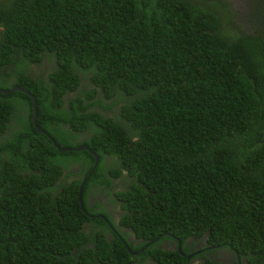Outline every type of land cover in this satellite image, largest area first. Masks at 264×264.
Wrapping results in <instances>:
<instances>
[{
    "label": "trees",
    "instance_id": "trees-1",
    "mask_svg": "<svg viewBox=\"0 0 264 264\" xmlns=\"http://www.w3.org/2000/svg\"><path fill=\"white\" fill-rule=\"evenodd\" d=\"M250 6L255 32L229 0H0V88L32 92L46 131L26 92H0V264H134L152 240L147 264H189L160 242L193 233L264 264V8ZM99 93L123 101V124L93 108ZM93 184L142 243L107 237Z\"/></svg>",
    "mask_w": 264,
    "mask_h": 264
},
{
    "label": "flooded vegetation",
    "instance_id": "flooded-vegetation-1",
    "mask_svg": "<svg viewBox=\"0 0 264 264\" xmlns=\"http://www.w3.org/2000/svg\"><path fill=\"white\" fill-rule=\"evenodd\" d=\"M229 1L231 2V4L234 5L235 8H237L238 4H241L240 6L242 8V12L244 13V16L242 17L247 19L246 25L242 24L241 26L244 28H247L250 31L255 32L258 29V24L255 21V17H253V12H251L250 3L252 2V0H242V2H240L239 0H229ZM42 74H46L45 70L42 71ZM65 98H66V95H65ZM64 105L68 106L66 101ZM64 125L65 124H63V126ZM7 135L10 136V133H8ZM105 173H107V171ZM124 174L125 173L122 172L121 175L116 177L115 180L112 181L113 184H111V186L108 187L109 190L107 191H112L114 189L113 187L114 184L117 182L126 183V181L122 179V176ZM105 189H106V186H100L99 184H93L92 188L88 189L87 204L92 206V212H91L92 216L100 217L103 215L104 217H107L112 222L113 227H111L110 225L108 226L110 231L105 229V233L109 239H112L114 235H117L118 237H120V239L121 238L124 239L122 235H124V231L128 228L118 223L120 216L117 219H115L112 216V214L109 212L112 209L110 208V202L108 201V199L103 193ZM98 191H101L103 194L99 195ZM102 204L104 205V207H101ZM206 238L207 237L205 235L198 236L195 233H193L189 235L188 237H186L183 242L181 241V239H179L175 235L165 236V237H162V241L160 242V245L163 248L173 250L177 248L179 241H181L179 251H181V246H183L186 249L182 252V254L186 256L189 264H198L200 262L205 263L209 259L220 260L224 262V264L225 263L226 264H251L246 254H242L240 252L229 249L227 247H219V246L213 247L212 244H208V241ZM137 240H139V242L136 243L135 245H139L140 243L143 242L142 238L141 239L138 238ZM128 241L132 242L129 238H128ZM148 242H146L142 246V248H140V250L136 252L137 254L139 253L141 254L137 257V259L134 260V264H147L148 262L151 261L152 257L150 256V254H148V252H145L146 247H148L149 245V244L146 245ZM217 253H221L222 258L214 257V255ZM189 254L190 256H188Z\"/></svg>",
    "mask_w": 264,
    "mask_h": 264
},
{
    "label": "rangeland",
    "instance_id": "rangeland-1",
    "mask_svg": "<svg viewBox=\"0 0 264 264\" xmlns=\"http://www.w3.org/2000/svg\"><path fill=\"white\" fill-rule=\"evenodd\" d=\"M239 1L242 2V0H239ZM261 3L263 4V8H264V0H261ZM238 5H241V4H238ZM245 21H247V19H245ZM242 24L246 25V22L245 23L243 22ZM52 64L54 66V62L52 63L51 61L47 62L46 60H43V62H41L39 64V66H37L35 68L33 67L34 73H32V74L33 75L41 74L43 70H45V73H48L47 71L51 68ZM47 67H48V70H47ZM0 84L1 85H9L8 82H0ZM98 96L102 98V101L105 104V106L101 105L99 107L98 106L99 104L97 103V104H95L93 106V108H98V110L100 112L104 113L105 115H110V116H112L114 118L116 117V120H118L119 122H121L123 124L124 119L120 116L119 111H118L119 110V106L123 103V101L122 100H120V101L117 100L115 102V104H113V106L111 107L110 103L113 101V99H106V98H104V96L101 93H99ZM10 132H11V130L8 128L6 133H10ZM89 134H90L89 130L80 131V132H78L76 134V137H75L76 141H71V142L78 144L80 140H83V139L87 138L89 136ZM106 158H108V157H106ZM76 168H77L76 166H73L72 170H75ZM123 173H124V171H123ZM72 177L73 176H69V179H71ZM103 193L106 196V198L108 199V201L110 202V208L112 210L109 211V212L112 214V216L115 219H117L123 213V210H122V208L120 206V203L117 201V199L111 193L110 194L105 193V192H103ZM103 193L101 191H98L99 195H102ZM101 206L104 207L103 204ZM124 234L132 241V243L136 244V243L139 242V240H137L136 236L134 235L133 231L130 230L129 228L124 231ZM214 257L222 258L221 253L215 254Z\"/></svg>",
    "mask_w": 264,
    "mask_h": 264
},
{
    "label": "water",
    "instance_id": "water-1",
    "mask_svg": "<svg viewBox=\"0 0 264 264\" xmlns=\"http://www.w3.org/2000/svg\"><path fill=\"white\" fill-rule=\"evenodd\" d=\"M13 90H21V91H24V92H26V93L31 97V99H32V108H33V113H32V114H33V115H32L33 124L36 126V128H37L39 131H45L44 129H42V128L40 127V125H39V124L37 123V121H36L37 102H36V97H35V95H34L32 92H30L29 90H27L26 88H24L23 86L18 85V84L12 86L11 88H0V92H11V91H13ZM45 132H46V131H45ZM54 143H55L56 145H58L56 142H54ZM74 148H75V149H82V148H85V149H88L90 152H92V153L95 155V162H94V165H93L92 169H91L90 172H89V173H91L92 170H93V168L96 166V164H97V162H98V160H99V155H98V153H96V152H95V151H94V150L88 145V143H86V142L81 143L80 145H78V146H76V147H74ZM67 149H71V148H69V147H59V150H67ZM89 173H88V174H89ZM86 179H87V178L85 177V178L82 180V182H81V184H80V188H79V195H78V200H79V202H80L81 208L84 209V210H85V207H84L83 200H82V197H81V192H82V189H83V186H84V182H85ZM85 211H86V210H85ZM102 217L105 219V221H106L107 223H109L107 217H104L103 215H102ZM109 225H110L111 227H113L112 224L109 223ZM152 241H154V240H152ZM152 241H149L146 245L150 244V242H152ZM178 249L180 250V241H179V243H178ZM139 250H140V249H139ZM134 252H137V251H134ZM188 256H190V254H189Z\"/></svg>",
    "mask_w": 264,
    "mask_h": 264
},
{
    "label": "clouds",
    "instance_id": "clouds-1",
    "mask_svg": "<svg viewBox=\"0 0 264 264\" xmlns=\"http://www.w3.org/2000/svg\"><path fill=\"white\" fill-rule=\"evenodd\" d=\"M7 131V130H6ZM6 133V132H5ZM8 133H6V135H7ZM1 136V135H0ZM8 136V135H7ZM134 233V235L136 236V234H135V232H133ZM136 238L138 239V237L136 236ZM123 239V238H122ZM141 239V238H140Z\"/></svg>",
    "mask_w": 264,
    "mask_h": 264
}]
</instances>
